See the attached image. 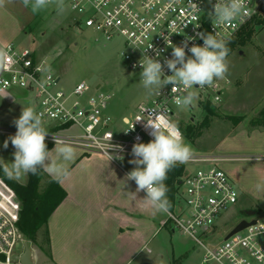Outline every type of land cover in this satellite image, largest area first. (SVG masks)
<instances>
[{
	"label": "built area",
	"instance_id": "built-area-1",
	"mask_svg": "<svg viewBox=\"0 0 264 264\" xmlns=\"http://www.w3.org/2000/svg\"><path fill=\"white\" fill-rule=\"evenodd\" d=\"M216 2L65 0L70 11L78 15L74 20L77 26L92 29L107 41L114 38L123 40L120 56L128 72L139 76L142 71L139 61L143 55L157 58L162 64L165 58H172V48L168 47L165 37L177 46H181L186 37H196L188 42V48L193 44L203 46L198 33L218 34V39L227 43L258 18H264V0H246L242 17L214 28L213 5ZM151 44L153 48L147 49ZM153 49L161 50V56L156 57ZM1 52L4 55L0 60V95L13 90L26 93L28 107L41 115L42 124L49 133L45 143L55 144V136L88 154H98L107 159L122 155L123 160L109 159L119 163L134 158L131 150L135 143L146 144L153 139L149 135L150 129H145L146 121H137L138 118L148 119L150 114L158 113L161 120L174 122L176 117L179 107L173 102L171 84L163 87L160 95L152 94L150 99L141 102L134 115L118 119L108 114L113 96L101 90V86L94 94H89L91 87L82 82L67 93L60 86L61 78L52 72L46 61L37 59L32 51L8 44L1 47ZM185 52L187 56L192 55L187 48ZM163 70L165 75H171L166 66ZM225 82L226 85L230 83L228 79ZM195 88L209 94L212 98L207 101L212 105L222 102L226 90L219 80H215L212 86ZM16 131L0 127V134L13 136ZM110 143L123 150L109 148ZM260 159L264 157L205 155L191 157L187 161L199 162L202 166L181 180L178 186L179 211L168 212V220L181 235L192 239L200 247L203 252L202 264H264V223L259 220L228 240L217 243L207 240L223 214L235 208L240 198L232 178L222 165ZM1 182L0 264H21L16 260L20 255L15 253L17 246L26 242L18 226L21 206L12 201V190Z\"/></svg>",
	"mask_w": 264,
	"mask_h": 264
},
{
	"label": "rangeland",
	"instance_id": "rangeland-1",
	"mask_svg": "<svg viewBox=\"0 0 264 264\" xmlns=\"http://www.w3.org/2000/svg\"><path fill=\"white\" fill-rule=\"evenodd\" d=\"M63 2L62 13L58 12L56 2L36 13L32 12L31 6L25 7L23 3L20 6L16 5V8L10 7L17 16L15 21L12 19L10 22L7 21L6 26L14 29V23H16L18 27H23L22 34L14 45L18 49L23 47L35 52L45 60L52 72L61 78L60 86L67 93L82 82L91 87L89 94H94L97 87L101 86V90L113 96L108 114L118 119L134 115L136 107L150 99L152 95H149L139 83V75L128 72L120 56L123 40L114 38L107 41L100 33L77 26L74 20L78 18V15L70 11L65 0ZM227 62L229 68L225 78L218 79L226 90H224L222 102L219 105H212L214 110L212 115H207L204 111V105L208 103L207 99L210 100L212 97L196 88L193 89L196 94L193 104L176 109L174 123L181 131L184 142L190 146L192 158L211 155L219 142L229 134L240 128L249 130L252 127H259L262 122L257 111L264 107V26H256L245 44L235 45L228 53ZM226 79L230 81L229 85H226ZM19 101L0 100V127L17 130L13 121L17 119L18 112L23 107L18 104ZM190 125L201 132L200 136H185L184 130ZM260 126L264 125L261 123ZM9 136L12 135L0 134V159L10 165L14 162L15 149L10 140L8 147L6 149L3 147L4 141ZM240 163L243 164V162ZM185 165L191 173L202 166L199 162H187ZM27 176L29 178L27 174L23 179ZM233 184L239 192V200L243 201L241 200L227 214H223L214 231L207 237L211 243L222 242L243 219L251 220L247 212H254V219L264 223V202L244 194L234 180ZM0 185L2 186V182ZM11 196L12 201L21 206L13 191ZM44 233V230L38 233V245L26 239L29 241L34 264H52L50 245ZM39 246H42L44 251L40 250ZM150 249L152 255L141 254L132 264H170L173 255L175 257L184 255L178 264H201L203 261V252H198L200 247L179 232L169 234V231L163 230L155 238ZM67 251L72 253L67 254ZM75 251V248L58 249L55 258H58L61 264L96 263L82 255H75L77 254ZM24 252L25 245L20 243L15 253L22 255Z\"/></svg>",
	"mask_w": 264,
	"mask_h": 264
},
{
	"label": "crops",
	"instance_id": "crops-1",
	"mask_svg": "<svg viewBox=\"0 0 264 264\" xmlns=\"http://www.w3.org/2000/svg\"><path fill=\"white\" fill-rule=\"evenodd\" d=\"M21 3L22 0H5L4 6L0 7V52L1 47L14 44L22 34L23 27H18L16 23L14 29L6 26L7 21H15L17 16L10 7L16 8V5L20 6ZM33 54L37 59L43 60L37 53ZM0 100H20L18 104L28 107L27 95L22 91L13 90L0 95ZM263 109L264 107L257 112L260 114ZM18 113L17 118L21 111ZM72 146L76 155L74 160L67 164L71 172L69 179L58 182L44 171L46 176L57 181L66 193V198L53 212L48 223L52 264H61L55 255L58 249L64 247L75 248V255L96 261L95 264H132L141 254L152 255L150 246L163 230L169 231V234L178 232L168 220V212L179 211L178 186L190 173L187 168L177 180L175 198L169 211L153 214L151 210L145 209L139 200H133L127 193L135 192L137 187L135 181H127L124 185L126 174L136 167L129 163L132 159L113 163L101 155L88 154L80 147ZM54 147L55 144L50 150ZM236 153L264 157V126L252 127L249 130L238 129L220 141L211 155ZM222 168L244 194L264 202V159L245 161L243 164L225 163ZM10 177L23 186L29 182L28 176L26 179L22 176L21 180ZM46 183L47 180L44 179L41 188L46 186ZM144 197L142 191L137 194L138 199ZM166 236L168 239V235ZM71 253L67 251V254ZM183 256L173 255L170 264H178Z\"/></svg>",
	"mask_w": 264,
	"mask_h": 264
},
{
	"label": "clouds",
	"instance_id": "clouds-1",
	"mask_svg": "<svg viewBox=\"0 0 264 264\" xmlns=\"http://www.w3.org/2000/svg\"><path fill=\"white\" fill-rule=\"evenodd\" d=\"M55 2L58 12L62 13L63 0H55ZM22 3L25 7L31 6L32 12L36 13L47 8L53 0H22ZM4 4L5 0H0V7ZM245 7L246 0H217L213 5L215 16L213 27L242 17ZM198 36L203 40V46L193 44L190 48L188 42L196 37H186L181 46L173 45L165 37L168 47L172 48V58H165L163 64L159 59L149 57L147 54L142 56L139 61V66L142 68L139 83L149 95H160L161 89L171 84L174 104L181 108L187 107L196 99L193 91L195 87L212 86L215 80L225 78L229 68L227 62L229 48L226 42L218 39V34L198 33ZM149 48H153L152 44L147 49ZM186 48L191 56L186 55ZM153 51L156 57L161 56V50L153 49ZM2 55L4 53L0 52V56ZM165 66L171 75H165L163 70ZM140 120L146 121L145 129H150L149 135L153 139L146 144L138 142L132 146L131 153L134 158L129 163L136 167L126 174L124 185L127 181H135L136 190L127 192L128 195L133 200H139L145 209L151 210L153 214L167 213L171 207L166 195L168 188L164 183L167 173L176 164L187 162L191 158L192 151L184 142L174 122L161 120L158 113L150 114L148 119H137ZM13 123L17 131L15 135L9 136L4 141L3 147L6 149L9 140L11 141L15 149L14 162L9 165L0 159V167L6 174L19 179L28 173L37 174L42 169L58 182L70 178L71 172L67 164L74 160L75 149L70 143L53 136L55 147L49 150L45 143L49 133L42 124L40 114L32 107H22L21 115ZM109 148H120V146L110 143ZM113 158L123 160L124 157L109 156L110 160ZM141 191L146 195L138 199L137 194Z\"/></svg>",
	"mask_w": 264,
	"mask_h": 264
},
{
	"label": "trees",
	"instance_id": "trees-1",
	"mask_svg": "<svg viewBox=\"0 0 264 264\" xmlns=\"http://www.w3.org/2000/svg\"><path fill=\"white\" fill-rule=\"evenodd\" d=\"M264 26V18H258L253 24L245 29L241 34L231 41H228L227 47L229 52L235 45L245 44L247 38L254 32L256 26ZM204 111L207 115H212L214 110L211 103L204 105ZM262 119V125H264V109L260 113ZM207 121V120H206ZM259 124V126L261 125ZM185 136H200L201 132L196 130L194 126H188L184 130ZM48 149L52 148V144H47ZM185 164H176L168 173L167 179L164 181L166 184L167 199L172 206L175 194L176 183L178 178L185 172ZM29 174V182L26 186H23L12 180L8 174H6L2 167H0V179L15 193L18 201L21 204V210L19 212V229L24 234L25 238L35 244L38 242V233L44 230L46 234L47 243L50 245L48 223L53 212L60 206L63 200L66 198V193L62 190L59 183L46 176L45 172L41 169L37 174ZM47 180L46 186L41 188V182ZM171 208V207H170ZM38 245V244H37ZM40 250L44 251L42 246H39Z\"/></svg>",
	"mask_w": 264,
	"mask_h": 264
},
{
	"label": "water",
	"instance_id": "water-1",
	"mask_svg": "<svg viewBox=\"0 0 264 264\" xmlns=\"http://www.w3.org/2000/svg\"><path fill=\"white\" fill-rule=\"evenodd\" d=\"M248 218H252L251 220L243 219L236 225V227L226 236L225 240H228L233 235L245 230L246 228L250 227L251 225H255L257 220L254 219L255 213L254 212H247ZM16 260L20 261L21 264H34L32 260V251L29 246V241L25 242V252L24 254L17 256Z\"/></svg>",
	"mask_w": 264,
	"mask_h": 264
}]
</instances>
